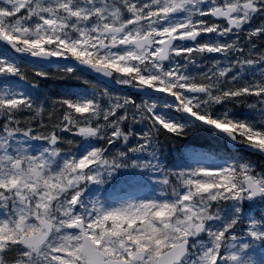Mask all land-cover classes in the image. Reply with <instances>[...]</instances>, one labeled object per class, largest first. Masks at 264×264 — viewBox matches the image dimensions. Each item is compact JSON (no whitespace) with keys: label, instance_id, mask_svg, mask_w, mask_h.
<instances>
[{"label":"snow or ice","instance_id":"1","mask_svg":"<svg viewBox=\"0 0 264 264\" xmlns=\"http://www.w3.org/2000/svg\"><path fill=\"white\" fill-rule=\"evenodd\" d=\"M130 16L124 19L123 12ZM184 10L187 17L161 27V21ZM264 13V0H0V38L33 56L70 55L106 75L122 74L124 84L149 86L170 94L178 109L214 126L246 144L264 150V130L248 122L235 121L227 112L213 118L212 107L221 101L254 94L264 105V73L261 79L237 86L232 82L234 68L264 64V50L255 51L252 38L264 33V25L244 31L243 25L253 13ZM33 17L37 22L29 23ZM193 17H197L193 19ZM215 19H222L217 23ZM212 20V22H209ZM92 21L90 25L85 22ZM73 33H75L73 35ZM200 33H216L233 38L226 42L197 44L183 48L177 41L195 39ZM240 33L250 45L245 47ZM120 48L121 51H113ZM205 52H219L236 58L227 66L219 61L202 73L186 74L189 63ZM176 57L185 63L175 62ZM174 63L165 69L163 62ZM19 73L0 62V73ZM68 71H71L69 69ZM22 75V74H21ZM63 119L44 124L37 119L44 108L27 97H0V206L10 214L0 219V264H264V222L251 230H240L245 223L239 211L227 222L221 217V201H240L264 194V175L243 164H233L217 171L203 168L165 170L155 161H133L139 168L163 172L162 182L175 185L171 202H129L106 210L93 206L85 217L74 206L79 203L81 181L100 179L101 164H111V173L121 164L125 153L105 157L107 148H97L83 158H71L62 168L53 170L49 162L61 149L55 145L61 131L83 136H99L108 145L128 142L135 136L131 152H155L157 137L186 135L185 125L164 122L155 112V104H137L130 98H109L105 108L99 98L87 101L57 100ZM27 112V120L19 113ZM131 112V115L129 114ZM99 118V119H98ZM39 121L36 127L33 122ZM147 121L146 130L134 132L131 125ZM127 125V127H125ZM34 136L53 147L40 156L27 154L17 137ZM170 138V137H169ZM70 143V142H68ZM39 160L57 176L48 177L45 187L59 189V203L65 209L54 215L58 227L52 234L30 235L39 209L40 188L33 183L39 174L24 173V160ZM67 175V179H64ZM67 185V187H65ZM183 188L180 192L177 189ZM30 193V195L28 194ZM48 195V193H45ZM75 229V231H69ZM207 240L200 239V235Z\"/></svg>","mask_w":264,"mask_h":264},{"label":"rangeland","instance_id":"2","mask_svg":"<svg viewBox=\"0 0 264 264\" xmlns=\"http://www.w3.org/2000/svg\"><path fill=\"white\" fill-rule=\"evenodd\" d=\"M42 2L46 3L47 0H42ZM15 3H16V0H15ZM91 23H92V21L85 22V25H90ZM74 34L75 33H73V35ZM121 50L122 49H120V48L113 49V51H121ZM208 53H212V52H208ZM67 56H70V55H67ZM190 71H191L190 67L187 66L186 74L191 75L192 73ZM195 73H199V72L196 71ZM115 75H116L115 80L119 84H124V83L120 82V80L122 78V74L115 73ZM0 97L12 98V97H19V96L17 95V93L15 91H13L11 89V85L10 84L6 83V86H3L2 83L0 82ZM21 97H25V95H23ZM111 98L124 99L126 97L112 95ZM131 100L135 101L137 104L145 102V101H142V100H139V99H136V98L135 99H131ZM35 101H38V100L35 99ZM38 105L42 106L41 100L39 101ZM156 105L157 104H155V106ZM228 111L230 112L229 109H228ZM129 114L131 115V112ZM19 115H25V116H21L20 117L21 120L29 119V117L26 116V115H29V113H27V112L19 113ZM211 115L219 116L218 112H217V109L213 108L211 110ZM159 117L161 119H163L164 122H179V123H182V122H180L177 119H174L172 117L166 119V115L159 116ZM38 123L39 122H37L35 124H38ZM147 123H148L147 121L137 122V123H134V126H135V128H138L141 132H143L144 130H146ZM171 135L172 134L165 135L164 133H161V134H159L158 137H167L168 140H171L172 139L170 137ZM202 137H203V134L200 133V132L189 133V134L181 135V136H177V135L174 136L175 139L179 138V141H181L183 143L196 142ZM41 141H44V140L36 139L34 136L25 137L23 135H20V136L17 137L18 144H20V146L24 147L27 150V154L29 153L30 150H34L35 153H36L35 155H37V156H40L41 155V151L44 150V147L40 144ZM56 146H57V144L55 145V147ZM227 163H228V160L222 161L221 159L220 160L214 159V164L215 165H220L222 168H225ZM49 164H50V162H49ZM47 168L48 167L43 166V162L42 161L35 160V161L32 162L31 174L29 176L30 177L32 176V170H34L36 173L39 174V179L33 178V183L37 184L38 187L41 190L38 195L42 199L38 200L37 202L40 204L43 213H46L47 216L52 217V219H54V220H58L59 217L56 216V215H51L52 210H50L49 207L46 208V203L50 200V198L54 197V198L58 199V197H59V189H56L55 191H52L51 187H47V188L45 187V181L48 179V177H51V176H43V174H42L43 169H47ZM55 169H56V167H53V170H55ZM97 170L99 171V169H97ZM99 173H100V171H99ZM57 175H58V173L56 172V174H54V176H57ZM64 179H67V176H65ZM82 184H84L90 191L89 192L90 194H89L88 197L90 199L89 203L91 204V207L84 203L85 196H83L82 193H81L79 203L77 205H75L74 208L79 214L84 215L85 217H87V215L91 213V211L93 209V206H98V207H101V208L106 209V210H111V209L120 208L121 205L125 206L129 202H138L137 200L132 199V198H130V199H119V200H114L112 197L107 198V193L109 191V187H108L107 183H106L107 185H106V191H105V194H106L105 202H100L97 198L99 197V193H100L99 188L101 189V185H102L101 178L99 180H94V181H87V182H82L81 181V185ZM65 187H67V185H65ZM101 191H102V189H101ZM45 193H48V195H45ZM49 193H51V195ZM115 202H119V203L115 204ZM58 203H59V201H58ZM54 211H55V213L58 211L60 213V215L62 216L64 214L65 209H63V208L58 209V208L55 207ZM36 218H38V217L36 216ZM36 218H35V221H36ZM35 221H34V224H33V229L34 230L36 228V222ZM250 228H251V225H250ZM69 231H73V229L69 230Z\"/></svg>","mask_w":264,"mask_h":264},{"label":"trees","instance_id":"3","mask_svg":"<svg viewBox=\"0 0 264 264\" xmlns=\"http://www.w3.org/2000/svg\"><path fill=\"white\" fill-rule=\"evenodd\" d=\"M221 206L223 207L225 213L227 212L230 214V218H233L234 212L239 211L240 216L243 217L244 220L246 217V220H250L252 217L251 221L258 220L264 222V201L260 203L259 206L255 207L254 211H241L238 210L237 207H225L223 205Z\"/></svg>","mask_w":264,"mask_h":264},{"label":"flooded vegetation","instance_id":"4","mask_svg":"<svg viewBox=\"0 0 264 264\" xmlns=\"http://www.w3.org/2000/svg\"><path fill=\"white\" fill-rule=\"evenodd\" d=\"M244 31L247 32L248 30H250V21H246V23L242 26ZM240 38L241 40L244 41V43L246 45H248V43L244 40V34L240 33ZM252 43H254L255 45L264 47V33L258 34L257 36L252 38Z\"/></svg>","mask_w":264,"mask_h":264},{"label":"water","instance_id":"5","mask_svg":"<svg viewBox=\"0 0 264 264\" xmlns=\"http://www.w3.org/2000/svg\"><path fill=\"white\" fill-rule=\"evenodd\" d=\"M42 60H43V61H46V59H45V58H42ZM263 156H264V154H263ZM257 195H258V194H256L255 196H257Z\"/></svg>","mask_w":264,"mask_h":264}]
</instances>
